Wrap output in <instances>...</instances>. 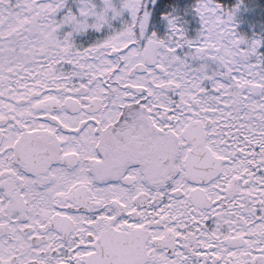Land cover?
<instances>
[{
    "label": "snow or ice",
    "instance_id": "6c2138e0",
    "mask_svg": "<svg viewBox=\"0 0 264 264\" xmlns=\"http://www.w3.org/2000/svg\"><path fill=\"white\" fill-rule=\"evenodd\" d=\"M0 264H264V0H0Z\"/></svg>",
    "mask_w": 264,
    "mask_h": 264
}]
</instances>
